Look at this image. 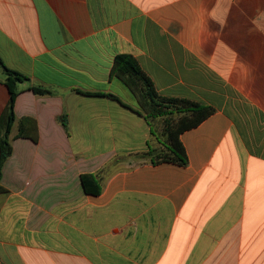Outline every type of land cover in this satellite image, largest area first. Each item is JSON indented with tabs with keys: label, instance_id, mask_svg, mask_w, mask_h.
<instances>
[{
	"label": "crops",
	"instance_id": "1",
	"mask_svg": "<svg viewBox=\"0 0 264 264\" xmlns=\"http://www.w3.org/2000/svg\"><path fill=\"white\" fill-rule=\"evenodd\" d=\"M117 54L159 96L213 108L179 135L185 166L136 157L165 147L111 74ZM0 60L28 78L0 264H264V0H0Z\"/></svg>",
	"mask_w": 264,
	"mask_h": 264
},
{
	"label": "trees",
	"instance_id": "2",
	"mask_svg": "<svg viewBox=\"0 0 264 264\" xmlns=\"http://www.w3.org/2000/svg\"><path fill=\"white\" fill-rule=\"evenodd\" d=\"M0 66L5 74L4 84L8 91V100L6 106L0 115V177L2 167L11 154V145L9 134L12 124L15 120L14 102L19 93L18 84L25 82L28 78L11 69L6 68L1 60ZM111 74L121 80L128 89L136 96L138 104L144 113V117L151 126V120L162 118L168 114H178L174 123H169L164 119V131L167 137V143L164 145L165 150L158 155H152V151L137 154L138 159L143 160L149 157L150 162L156 164L159 162H170L180 166H185L187 157L185 150L179 140V135L186 130L192 129L209 117L213 112V108L203 106L198 103L177 99L165 98L159 96L151 80L141 70L135 58L129 54H117L113 58ZM31 90L35 94H49L50 92L44 88L32 87ZM88 96H102L96 93L83 92ZM115 98L112 95H108ZM28 121L24 118L18 126V136L25 137L26 132L23 122ZM60 123L66 127V120L60 117ZM80 183L85 194L98 195L100 192L99 181L91 174H83L80 176Z\"/></svg>",
	"mask_w": 264,
	"mask_h": 264
},
{
	"label": "rangeland",
	"instance_id": "3",
	"mask_svg": "<svg viewBox=\"0 0 264 264\" xmlns=\"http://www.w3.org/2000/svg\"><path fill=\"white\" fill-rule=\"evenodd\" d=\"M178 114L173 113V114H168L166 116H163L162 118H157L154 120H151V127H152V133L155 135V137L158 138V140L162 143V144H166L167 143V137L164 131V119H167V121H169V123H174L175 120L177 119ZM165 147V146H164ZM165 150V148L161 151H157V153H152V155H158L161 152H163ZM149 157H145L143 160L148 159Z\"/></svg>",
	"mask_w": 264,
	"mask_h": 264
}]
</instances>
